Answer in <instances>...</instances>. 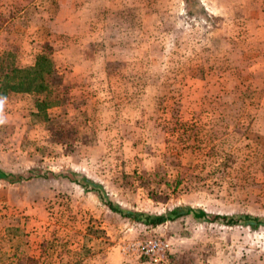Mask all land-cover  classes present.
Instances as JSON below:
<instances>
[{
    "label": "rangeland",
    "instance_id": "obj_1",
    "mask_svg": "<svg viewBox=\"0 0 264 264\" xmlns=\"http://www.w3.org/2000/svg\"><path fill=\"white\" fill-rule=\"evenodd\" d=\"M45 1L48 12L52 10L51 16H55L56 0H0V55L8 54L11 62L30 66L24 60L35 61L48 52L50 44L44 41L43 25L30 29L23 15L15 20L19 9L23 11L34 2L43 8ZM32 11L24 14L27 19L31 16L34 21H43V14ZM131 13L132 18L102 14L104 24L97 41L103 43L115 32L114 25L108 24L122 23V30L125 24L143 25L152 42L148 57L161 59V45L170 39L167 26L162 24L161 28L160 24L159 29H153L155 15L142 14L143 20L139 10ZM74 14L87 18L83 9ZM212 26L211 37L218 42L220 26ZM73 40L54 41L50 46L53 59L65 72L71 71L67 61L79 52ZM214 42L205 67L193 72L204 80L173 76L172 67L181 68V62L167 54L164 78L151 79L162 84L157 94L161 105L158 113L143 107L139 95L130 94L133 84H129L132 79L127 74H140L144 69L124 61L122 49H111L115 61L107 66L108 90L101 71V79H84L68 94H82L85 105L97 108L123 102L118 106L120 117H134L136 125L111 124L112 133H102L109 128L102 122L108 121L109 111L100 119L89 116L83 107L58 118L67 129L85 127L83 122L88 120L86 125L91 129L80 143H53L49 128L56 130V121L44 122L33 97L0 102V171L8 175L0 178V264L101 263L108 260V255L103 256L108 244L115 248L109 260L154 264L133 245L156 238L168 243L162 264H264V228L226 227L190 217L146 228L97 207L78 185L55 176L78 169V176L100 185L126 210L155 215L191 207L210 214L264 218V104L260 101L264 95L258 93L264 87V61H226V53L217 52ZM102 48L107 47L103 44ZM84 52L90 57L92 48ZM144 82L133 83L139 89ZM238 89L244 93H237ZM60 111L52 107L46 114ZM32 169L55 175L27 180ZM122 175L127 178L121 179Z\"/></svg>",
    "mask_w": 264,
    "mask_h": 264
},
{
    "label": "crops",
    "instance_id": "obj_2",
    "mask_svg": "<svg viewBox=\"0 0 264 264\" xmlns=\"http://www.w3.org/2000/svg\"><path fill=\"white\" fill-rule=\"evenodd\" d=\"M47 3L45 1L43 8L34 2L24 9V12L19 9L15 20L22 18L21 16L23 15L28 25H31L32 28L30 29H36L33 25H43L45 31L43 32L44 41L46 40L51 47L54 46L52 44L54 41L64 43L74 39L73 41L78 43L79 52L77 51L76 56L70 57L67 61L71 71H63L66 82L79 87L84 79L97 76L101 79L102 71V79L105 80L106 89L108 90V79L110 76L107 66L108 62L115 61L113 60L115 57H112L110 51L111 49H122L124 61L137 63L144 69L143 73L140 74H127V78L132 79L129 84L132 83L134 85L131 84L130 94L139 95L141 98L139 101H142L143 107L149 111H156L157 113L160 111L161 105L158 104L159 98L157 94H159L158 89L162 84L151 79L162 80L164 78L163 72L165 71L164 67L168 53L174 55L178 60L180 59L181 62V68L175 70L172 67L171 73L174 74L173 76L186 77L194 81L204 80V78L194 75L193 72L196 69L204 68L205 64H207L208 56H211L209 55V47L213 46L215 41L211 37L214 29L212 25L220 26L222 36L218 42L215 41L214 43H216L215 50L218 49L217 52L223 51V54L226 53V55H223L224 60L264 61V0H56V13L53 17L51 16L53 14L52 10L51 13L48 12ZM79 9H83L86 12V19L80 14L75 16L74 11ZM133 9L139 10L141 18H143L142 14L150 15L151 18L155 15L157 22L152 23L154 25H151L153 29H159L160 24L161 28H163L162 24L167 26L166 31L169 33L170 39L168 42L164 41L161 45L163 52L161 59L154 60L151 56L148 57V49L152 42L149 41L151 36L149 37V35L145 34L143 25L125 24L122 30V23L108 24L114 25L111 28L115 29V32L108 36V40L103 41V43L97 41L98 31L101 25L104 24L101 20L102 14L105 17L127 15L132 18L129 14H132ZM31 10H33L31 14L35 13L40 16L43 14V21H34L31 16L27 19L24 14L30 13ZM165 15H168V21H166ZM71 25H74V27H71ZM134 26L138 32H134ZM43 28L42 26H37L38 30H43ZM103 44L107 48H102ZM87 47L92 48L90 57L86 56L87 54L84 52ZM213 50L211 49V51ZM24 61H28L30 66H33L35 62L33 60ZM157 67L161 69L158 70ZM237 76L241 75L237 74ZM253 76H257V73H254ZM261 76L264 77V73ZM138 80L139 82H146L139 89L133 83ZM236 91L237 93H244L243 90L238 89ZM259 92L264 95V87L260 90L258 89ZM260 101L264 104V100L261 99ZM260 101L258 100V103ZM121 104L123 102L111 104L109 107L105 104L99 108L91 107L87 104L83 107H87L90 112L89 116L93 115V117L100 119L103 118L100 116L103 115L104 111H109L108 121L102 120V122L109 124V128H104L102 133L106 131L112 133L111 124L116 126H120L123 123L136 125L137 119L134 120V117L133 119L127 116L120 117L118 106L120 107ZM149 105L152 107H149ZM117 118H119L118 121H116ZM259 122L261 121L259 120ZM262 125H264V122ZM88 153H90L89 149ZM84 154L85 150L83 149L82 158H84ZM72 170L79 172L78 169ZM80 170L83 171V167H80ZM89 196L95 200L92 195ZM107 249L105 253L103 252V256L105 254L108 255V260L92 264H120L121 262L117 263L109 260L111 259V252L115 248L108 244ZM82 264L87 263L84 262Z\"/></svg>",
    "mask_w": 264,
    "mask_h": 264
},
{
    "label": "trees",
    "instance_id": "obj_3",
    "mask_svg": "<svg viewBox=\"0 0 264 264\" xmlns=\"http://www.w3.org/2000/svg\"><path fill=\"white\" fill-rule=\"evenodd\" d=\"M46 47L48 52L38 55L33 66H21L19 62L9 60L12 56L0 55V102H12L14 99L19 102L27 97H33L37 112L44 114V122L52 124L56 121V130L49 126L51 127L49 132L53 143L69 145L75 142H83L86 133H88L87 130L91 129L90 126L86 125L88 120L83 122L86 128L67 129L58 122V118L60 120V117H67L71 112H79L85 105L84 96L82 94H80L81 96H69L68 93L77 85L66 82L63 70L59 69L52 57L50 46L47 45ZM52 107L61 108L62 111L55 115L46 114V111ZM7 110L10 111V109ZM46 174L55 175V173H42L40 170L32 169L28 171L26 179L43 178ZM55 176L57 179L67 180L78 185L84 193L92 195L99 208H104L121 219L141 224L146 228H155L185 217H190L198 222L214 223L226 227L243 226L254 231L264 228V218L251 214L218 215L191 207H178L164 214L155 215L126 210L112 201L100 185L83 176H78L73 171L70 175L60 173ZM126 176L122 175L121 179H126ZM0 177L7 178L8 175L0 171Z\"/></svg>",
    "mask_w": 264,
    "mask_h": 264
},
{
    "label": "built area",
    "instance_id": "obj_4",
    "mask_svg": "<svg viewBox=\"0 0 264 264\" xmlns=\"http://www.w3.org/2000/svg\"><path fill=\"white\" fill-rule=\"evenodd\" d=\"M133 246H135V249H137L142 256L147 257L154 264L164 262L165 253L168 249V243L157 238L145 242H138Z\"/></svg>",
    "mask_w": 264,
    "mask_h": 264
}]
</instances>
